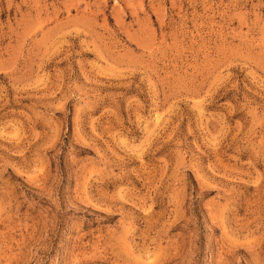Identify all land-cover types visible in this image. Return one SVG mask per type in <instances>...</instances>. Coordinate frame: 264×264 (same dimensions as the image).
I'll return each instance as SVG.
<instances>
[{"label":"rangeland","instance_id":"1","mask_svg":"<svg viewBox=\"0 0 264 264\" xmlns=\"http://www.w3.org/2000/svg\"><path fill=\"white\" fill-rule=\"evenodd\" d=\"M0 264H264V0H0Z\"/></svg>","mask_w":264,"mask_h":264}]
</instances>
